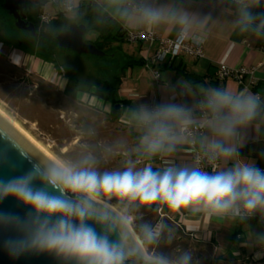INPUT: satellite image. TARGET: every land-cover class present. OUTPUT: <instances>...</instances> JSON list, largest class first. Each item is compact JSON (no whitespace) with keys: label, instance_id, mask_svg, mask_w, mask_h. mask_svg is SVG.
<instances>
[{"label":"clouds","instance_id":"obj_1","mask_svg":"<svg viewBox=\"0 0 264 264\" xmlns=\"http://www.w3.org/2000/svg\"><path fill=\"white\" fill-rule=\"evenodd\" d=\"M210 8L227 4L232 31L264 41V0H209ZM39 5L41 27L30 38L36 46L56 39L73 25L90 33L115 22L137 33L168 29L174 39L170 50L200 48L217 20L212 11L197 13L185 0H51ZM35 0L32 10H37ZM262 9L257 12L256 9ZM62 15L57 26L52 15ZM90 17V19H86ZM168 56L164 51L161 59ZM10 60L23 58L13 52ZM66 66L60 68L61 72ZM184 96L175 93L152 104L125 106L123 122L137 135L94 145V125L76 124L80 142L57 157L29 153L32 167L21 175L0 178V202L13 197L26 215L0 213V227L20 235L4 242L9 255L49 254L61 264H201L191 249L172 245L175 229L163 219L144 218L142 210L157 216L187 212L219 223L250 226L264 224V169L242 157L248 131L262 132L264 94L247 87L181 80ZM174 88V85H170ZM94 91L99 87L91 85ZM10 124L0 117V136L9 137ZM187 151L192 159L177 163ZM264 158V151L260 153ZM123 157L119 167L111 162ZM0 153V164L7 163ZM254 259L264 258V230L242 234Z\"/></svg>","mask_w":264,"mask_h":264},{"label":"crops","instance_id":"obj_2","mask_svg":"<svg viewBox=\"0 0 264 264\" xmlns=\"http://www.w3.org/2000/svg\"><path fill=\"white\" fill-rule=\"evenodd\" d=\"M2 1L1 4L4 5L5 0ZM41 2H47L49 11H52L51 0H41ZM160 2L174 3L175 0H160ZM185 2L189 5L191 11L204 14L212 11L213 18L218 23L211 28L202 58L183 53L173 62L153 65L161 71L160 82L155 79L153 68L148 67L146 64V58L153 56L159 47V43L155 42L153 45H149L143 42H130L125 36L132 31L125 30L112 22V35H116L119 31H121V34H125L124 37L117 34V39L113 37L112 41L115 44L114 46L118 47L117 49L121 48L119 47L121 43L136 44L135 49H128L127 53L123 52L124 56L118 59L124 66L123 71L120 73L121 81L117 88L118 97L123 100V103H121L122 110L125 106L133 104H151L153 99L160 102L168 99L173 93L176 95L177 102L187 100L192 103V97L182 94L183 89L179 81L183 79L210 84V78L207 76L208 71L211 67H219L221 64H226L232 69L241 67L254 69L252 76L257 80L256 83L252 84L251 76H247L245 82L240 83L230 76L222 81V85L231 84L240 88L247 87L253 92L264 94V49L260 47L259 40L251 36L242 37L232 31L231 21L233 16L228 10L227 4L212 10L209 0H185ZM255 11L259 12L260 10L258 8ZM60 17L62 15L53 14L52 20ZM155 31L166 38L174 37L165 28ZM123 38H125L124 41ZM0 46L2 48L1 43ZM13 52L19 53L16 50H10V54ZM29 59L32 63L34 57ZM137 59H142L144 63L135 62ZM38 69L42 71L51 70V66L45 64L38 66ZM170 85L175 87L171 88ZM96 99L98 100L97 97ZM261 129L262 132L250 129L246 142L242 147H249V149L247 153L241 154V156L252 159L256 163L257 158L254 157V154H260L264 151V126H261ZM175 159L177 163L182 164L190 161L192 156L187 151H181ZM162 214L173 220L176 230L180 231L178 239H181L180 241L187 249L193 250L198 258L204 255L211 264H264V258L259 260L253 258L255 251L259 249L249 248L246 240L242 238V234L249 232L251 229L264 230V226L261 224L250 222V226L245 227L243 225L219 223L215 220H209L207 217L192 216L187 212L169 215L165 210ZM162 214L160 219L164 217ZM203 248H208L209 254H204L202 252Z\"/></svg>","mask_w":264,"mask_h":264},{"label":"rangeland","instance_id":"obj_3","mask_svg":"<svg viewBox=\"0 0 264 264\" xmlns=\"http://www.w3.org/2000/svg\"><path fill=\"white\" fill-rule=\"evenodd\" d=\"M2 0H0V34H8L18 38L24 32L13 27V18L7 14ZM111 26L100 27L94 32L87 30L84 39L86 42L96 44L101 32L110 31ZM8 30V31H7ZM24 35V34H23ZM136 44L121 43V48L116 50V58L121 59L128 49H135ZM9 48L0 46V106L12 117L19 121L37 140L42 142L56 157L68 153L71 148L80 142L76 135V124L88 123L94 125L98 135L91 141L94 145L112 144L120 139H125L128 146L135 142L137 133L131 130L122 120L121 113L112 112L114 102L102 95V91H94V83L101 90L102 80H110L113 85H118L117 77L121 74V66L113 68L109 61L99 60V57L90 54H79L56 45L55 61L58 66H51V70L38 71V62L34 57L32 63L28 58L21 56L20 65L10 60ZM9 54V55H7ZM27 59V60H26ZM66 66L67 70L61 72L60 68ZM74 78L71 80V78ZM116 90V95L117 94ZM98 95V100L94 94ZM123 157H115L111 162L119 167ZM144 218L155 221L160 219L155 209L142 210ZM165 212V210H163ZM163 220L175 229L176 239L172 248L183 246L180 231L170 217L164 216ZM208 248H203L204 254ZM201 264H211L208 258L200 257Z\"/></svg>","mask_w":264,"mask_h":264},{"label":"water","instance_id":"obj_4","mask_svg":"<svg viewBox=\"0 0 264 264\" xmlns=\"http://www.w3.org/2000/svg\"><path fill=\"white\" fill-rule=\"evenodd\" d=\"M28 0H5L6 10L16 19L15 26L18 29H26L33 34L37 31L36 24L29 22L28 15L25 13ZM88 28L84 25H73L69 32L57 36L60 47L69 49L79 54H90L95 56H105L106 52L100 49L96 44L86 42L84 36ZM122 104L115 106L120 110ZM1 117V116H0ZM10 124V123H9ZM9 136L5 138L0 136V153L7 157V163L0 164V178L8 179L12 176L21 175L32 167L31 162L25 158L29 153L42 154L22 133L18 132L11 124L6 130ZM44 155V154H43ZM27 209L13 197H8L0 202V213L13 214L23 218ZM20 234L12 228L0 227V264H61L60 261L49 254H26L18 258L9 255L4 247V242L9 239H15Z\"/></svg>","mask_w":264,"mask_h":264},{"label":"trees","instance_id":"obj_5","mask_svg":"<svg viewBox=\"0 0 264 264\" xmlns=\"http://www.w3.org/2000/svg\"><path fill=\"white\" fill-rule=\"evenodd\" d=\"M32 2H33V0H32ZM35 2L38 5L37 10H35V13H37V15H39V13L41 12L39 5H41L42 2H41V0H35ZM259 10L261 11L262 9L259 8ZM86 19H90V17H86ZM33 22L36 24V27L39 28V22H40L39 18H37L36 21L34 20ZM52 22L57 26H60V25H63L66 23L63 16L60 17L59 19L52 20ZM107 25L111 26V29L113 28L112 22H109ZM111 29L108 32H106V31L101 32L99 37L97 38V40L95 42H96V45L100 49H102L106 52L105 56H97V57H99V60L109 61L110 62L109 64L111 65V67L113 69V68L117 67L118 63H119L118 58H116V50L118 47L114 46L115 44L112 41L113 37H114V39H117L118 38L117 34H120V36H122V37H124L125 34H123V33L121 34V31H119L116 35H112ZM125 37L127 38V36H125ZM124 39L125 38H123V41H124ZM56 45L59 48H63V47L59 46L57 37L54 40L53 39H45L44 42H42L40 44V49L42 51H39L38 54L40 56H44L46 54L49 56H52L55 52H57ZM259 45H260V47H262L264 49V41L259 40ZM119 47H121V46H119ZM93 56H95V55H93ZM135 62H143V60L137 59V60H135ZM123 67L124 66L122 65L121 71H123ZM219 69H220V66L219 67H211L210 70L208 71L207 76L210 78V80H209L210 84H212V85L222 84L223 80H221L219 78ZM116 77H117L116 78L117 83L119 84L121 81V76H116ZM73 79L74 78L72 77L71 80H73ZM99 83H101L102 88L99 91H102V95L107 99H112L114 102L112 112L116 115L120 114L122 109H120V110L115 109L116 104L123 103V100L121 98H119L118 95H116V90L118 88V85L117 86H115V84L113 85V83L107 79L99 81ZM94 95L98 98V95H96V94H94ZM248 149H249V147H244L240 150V153L243 155V154L247 153ZM254 157L257 158V165L259 167H261L262 169H264V158H261L259 153H255ZM251 222L259 224L257 222V220H255V219L252 220Z\"/></svg>","mask_w":264,"mask_h":264},{"label":"built area","instance_id":"obj_6","mask_svg":"<svg viewBox=\"0 0 264 264\" xmlns=\"http://www.w3.org/2000/svg\"><path fill=\"white\" fill-rule=\"evenodd\" d=\"M40 15H39V21L41 24ZM52 19H53V15H52ZM127 39L130 42H143L149 45H153L155 42L159 43V47L155 51L153 56L146 58V64L148 67L153 68L155 79L158 82H160L161 71L160 69L155 68L153 65L157 63L173 62V60L180 57L183 53L190 54L196 58H202L204 56L205 44L200 48L189 47L187 49L181 50L180 52H173L170 50V47L174 37L166 38L163 37L161 34L157 33L156 31H148V32H140V33L132 31L127 34ZM164 51H168V56L164 59H161V55ZM253 73H254V69L251 68L241 67L237 69H232L230 66L226 64H221L219 69V78L221 80H224L231 76L234 77L236 80H238L240 83H244L246 77L251 76V83L253 84L257 82V80L252 76ZM156 102H157L156 99L152 100V103H156ZM162 216H164V214H162ZM262 225L264 226V224Z\"/></svg>","mask_w":264,"mask_h":264},{"label":"flooded vegetation","instance_id":"obj_7","mask_svg":"<svg viewBox=\"0 0 264 264\" xmlns=\"http://www.w3.org/2000/svg\"><path fill=\"white\" fill-rule=\"evenodd\" d=\"M32 3H33L32 0H28L27 8L25 9V13L28 15L27 20L29 22H33L34 20L36 21V19L39 18V15H37V13H35V11L32 10ZM7 14L13 18L14 29L24 32L23 33L24 35L22 34L18 38L12 37V35L8 34L9 31L12 32V28H9L8 29L9 31L7 30L8 32H7L6 36H3L0 34V43L2 44V48L8 47L9 48L8 50H16L24 57H27V56H29V58L35 57V59L39 63L38 66L48 64L49 66H52L53 68L55 65L60 67L54 58L56 52L52 56H49L47 54L44 56H40L38 54L39 51H42L40 49V45L36 46L34 44V42L32 41V39L30 38V36L33 33L31 31L26 30V29H18L15 26L16 19L14 18V16L12 14H10L8 11H7ZM40 27H41V24L39 22V28ZM39 28H37V30ZM7 55H9V54H7ZM38 71L40 72L39 69H38Z\"/></svg>","mask_w":264,"mask_h":264},{"label":"bare ground","instance_id":"obj_8","mask_svg":"<svg viewBox=\"0 0 264 264\" xmlns=\"http://www.w3.org/2000/svg\"><path fill=\"white\" fill-rule=\"evenodd\" d=\"M0 116L10 123L18 132L22 133L42 154L56 157L42 142L37 140L22 124L0 106Z\"/></svg>","mask_w":264,"mask_h":264}]
</instances>
